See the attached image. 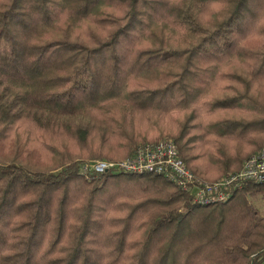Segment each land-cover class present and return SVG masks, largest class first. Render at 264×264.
<instances>
[{
	"label": "trees",
	"instance_id": "16d2710c",
	"mask_svg": "<svg viewBox=\"0 0 264 264\" xmlns=\"http://www.w3.org/2000/svg\"><path fill=\"white\" fill-rule=\"evenodd\" d=\"M161 139L208 181L264 147V0H0V264H262L264 184L80 173Z\"/></svg>",
	"mask_w": 264,
	"mask_h": 264
},
{
	"label": "built area",
	"instance_id": "2783aa9c",
	"mask_svg": "<svg viewBox=\"0 0 264 264\" xmlns=\"http://www.w3.org/2000/svg\"><path fill=\"white\" fill-rule=\"evenodd\" d=\"M80 173L87 179L116 174H155L166 178L200 206L224 204L235 190L247 183L264 184V147L247 158L242 167L225 177L208 181L197 176L181 158L172 139L138 145L132 154L117 160L81 161Z\"/></svg>",
	"mask_w": 264,
	"mask_h": 264
},
{
	"label": "rangeland",
	"instance_id": "374dc122",
	"mask_svg": "<svg viewBox=\"0 0 264 264\" xmlns=\"http://www.w3.org/2000/svg\"><path fill=\"white\" fill-rule=\"evenodd\" d=\"M77 30H78V32L81 34V36L82 37H87L88 36V29H87V25H81V26H79L78 28H77ZM141 116H145V115H141ZM136 125H135V127H137L136 129H138L139 131L141 130V131H145V130H148V132L147 133H150L152 130H150V128H152V126H150L149 124H148V122L146 121V119H144V118H140V120H139V122H138V124L137 123H135ZM146 133V134H147ZM29 137H31L30 138V141H31V143H32V145H34V146H36L37 145V143L38 142H40V138L37 136V135H35L34 133L32 134V135H30ZM48 140H49V142L50 143H52V141L51 140H53V141H57L56 139L54 140L53 138H51V136H45ZM56 143V142H55ZM60 143V142H59ZM141 144V143H140ZM23 143H19L18 144V146L16 145V146H12V148L11 149H9L7 152H11V153H14L17 149H22L23 147ZM34 159V158H33ZM32 159V160H33ZM92 159H100V158H89V159H86V158H83V159H81L80 161H86V160H92ZM253 203H254V206L262 213V214H264V199L263 198H259V199H256V200H254L253 201ZM112 258H114V257H112ZM126 259H125V257H120V258H118L116 261H114V263L113 264H123V262L125 261ZM110 262V261H109ZM118 262V263H117ZM262 264H264V262L262 263Z\"/></svg>",
	"mask_w": 264,
	"mask_h": 264
}]
</instances>
